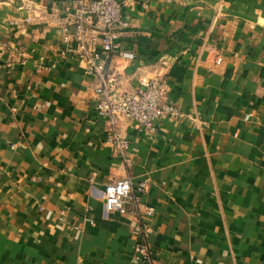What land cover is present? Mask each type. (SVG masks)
Here are the masks:
<instances>
[{"label": "crops", "instance_id": "crops-1", "mask_svg": "<svg viewBox=\"0 0 264 264\" xmlns=\"http://www.w3.org/2000/svg\"><path fill=\"white\" fill-rule=\"evenodd\" d=\"M72 2L0 0V264H264V0L126 5L117 86L165 78L184 115L149 132L122 117L123 153L65 52ZM124 177L148 187L107 212Z\"/></svg>", "mask_w": 264, "mask_h": 264}, {"label": "built area", "instance_id": "built-area-1", "mask_svg": "<svg viewBox=\"0 0 264 264\" xmlns=\"http://www.w3.org/2000/svg\"><path fill=\"white\" fill-rule=\"evenodd\" d=\"M132 0H73L72 24L64 25L63 42L65 52L80 56L87 70L98 78L95 88V108L109 129V141L122 153L129 147V140L121 136L120 121L128 117L138 122L144 131H154L159 121L166 115L182 117L184 113L169 96V86L165 78L141 79V87L134 92L121 90L117 86L118 71L111 68L112 57L119 47L122 32L128 27L125 7ZM31 16L26 20L31 21ZM125 58H133L131 52H122ZM148 182L134 185L131 177L110 181L104 190L107 212H127L129 204L138 200L137 193L144 192ZM154 210L146 207L141 216L150 218ZM150 257L146 241L135 245L134 259L142 261Z\"/></svg>", "mask_w": 264, "mask_h": 264}]
</instances>
